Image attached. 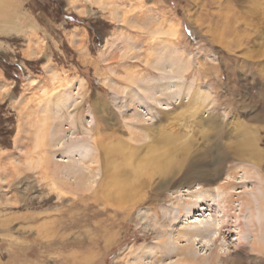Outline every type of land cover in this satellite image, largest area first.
Masks as SVG:
<instances>
[{"label":"rangeland","instance_id":"1","mask_svg":"<svg viewBox=\"0 0 264 264\" xmlns=\"http://www.w3.org/2000/svg\"><path fill=\"white\" fill-rule=\"evenodd\" d=\"M3 3L0 264H171L177 258L161 246L181 226L176 204L188 182L177 193L173 182L184 180L185 170L167 180L166 160L143 150L133 165L122 166L133 189L109 196L108 158L95 138L120 137L133 146V130L149 134V144L160 130L178 131L184 135L178 143L192 146L178 157L186 158L184 169L203 170L202 154L212 162L220 146L237 191L264 189V0H27L34 13L27 31H15ZM146 83L160 85L154 92L169 105L151 102ZM193 113L197 118L181 120ZM141 114L149 120L138 121ZM87 137L98 163L76 148L65 151ZM71 153L92 168L77 179L63 172ZM249 168L262 179L252 171L244 178ZM166 181L172 187L160 194ZM256 228L244 226L242 252L234 248L237 233L228 237L240 264H264Z\"/></svg>","mask_w":264,"mask_h":264},{"label":"bare ground","instance_id":"2","mask_svg":"<svg viewBox=\"0 0 264 264\" xmlns=\"http://www.w3.org/2000/svg\"><path fill=\"white\" fill-rule=\"evenodd\" d=\"M147 83L149 84L150 82ZM147 83L145 84V87L146 91L148 92L147 96L151 102H154L155 104L169 103V100H163V97L161 98L158 92H154L156 91L155 89L157 87V89H160V85L156 86V84H154V86H156L154 89L148 87L149 85H147ZM163 89L166 91L167 88L165 87ZM181 117L182 121L197 118L195 113L189 114V116L182 115ZM170 118L180 119V116L171 115ZM136 119L141 122L149 120L142 114L137 116ZM90 132L91 129L85 130L87 135L94 137L93 134H90ZM205 132L202 134L203 138H206L208 131L206 134ZM148 136L149 134L147 135L146 132L136 130L131 131V139L137 142V144L133 146L126 144V141L120 137L111 136L116 140H110L108 143H104L102 140H99L98 138L96 139L94 137L95 148L100 150V153L105 156V159L108 158V176L113 179L108 183L109 196L113 195L115 192L119 197L126 196L128 191L134 187V181L129 178L130 176H127L128 171L124 170L122 166L133 165V160L137 159L136 157L139 153L143 152V150H146V153L148 152L150 154H155V159L158 160L159 158L166 160L165 166L161 168V174H163L165 179L169 180L170 177L173 178L174 176H177L178 173L185 170L184 175L181 174L182 176H185V179H181V181H177L175 183L173 182V186L176 185L177 187V190H175L174 193L180 192V186L183 185L185 181L188 182V184L184 185L185 188H187L185 198L176 204L178 211L176 216H178L181 226L176 229L171 238L169 237V239L162 241V253L165 256L167 255V253L164 251L166 250L165 248H168V251L174 253V257L176 256L177 258L171 264H240V255H238V253L235 256L233 255L235 257L234 259V257L230 254L228 237L231 236L232 233H237L236 236L238 237L235 239L237 243H235L234 248L235 250H239V252H242V247L245 246L244 242H247V231L244 229V226H251L252 228L258 227L260 230L258 232H261V237H258L259 235L256 237H258L257 239L264 241V189L260 186H256V188H252L251 191L245 192L247 195H243L244 193L242 194V191H237L236 184H234V181L232 180L235 178V176L228 173V171H230L229 169L224 168L223 170L222 163L229 158V155L228 153H224V148H222L223 151L219 150L220 146H218L219 148L217 147L218 151L213 148L214 160L212 162L208 158L209 156L207 153L202 154V158L206 159V161L200 163L203 165V170L200 171L198 164H193L192 166L188 167V169H184V162L186 161V158L180 161L178 157L183 154H187L190 148H192L190 142L182 141L178 143L176 140L184 138V135L180 134L178 131L170 132L160 130L159 133L157 132L153 138V142L155 143L151 144L147 143L146 141ZM56 137L57 134L55 132V138ZM88 138L89 137L81 141L76 138L74 140L75 144H72L71 146L66 145L68 148H65L67 149L65 151L69 152L76 148V154L84 157V159L98 163L99 156L97 157L94 155V152H90V147L87 148ZM60 140H62V138L59 139L58 144H65ZM164 145L169 146L167 150H161L162 146ZM125 148H127V150ZM237 152L240 153V151ZM73 153H71L69 156L70 160L63 161L66 163L62 165V167L65 169L63 172H66L68 176H73L74 179H77L78 175L81 176V173L84 174L86 170L92 168H90L91 166L86 167L81 165L82 163L79 164L75 160H72L75 159L72 156ZM50 157L48 159L49 162L52 160ZM120 157L123 159L122 162L117 161V159H120ZM182 163L183 165H179ZM142 170H144V168H142ZM140 171L141 166H135V175ZM251 171L254 175L260 176V179H262V175L256 168H249L248 170L244 171V178H247V174H251ZM199 172H204L205 177L198 175ZM213 172L216 174V177H208V173L209 176H211V173ZM224 173H226V176L219 179L221 175H224ZM169 182L172 181H166V183L164 182L165 184L163 183V185L158 187V192L160 194H162L167 189L170 190L172 186ZM262 182L263 181H261V183ZM216 205H218L219 210L214 212L216 211V208H214ZM207 211H210V213L205 215ZM195 216H199L201 218H194ZM243 221H246L247 223L244 224ZM256 237L252 238L251 240V244H253L252 246L255 247V249H257V244L254 246V244L257 242ZM248 242L250 241L248 240ZM198 245H200L201 248L198 247ZM259 252H262V247L259 249ZM228 256L233 258L230 257L231 259H229Z\"/></svg>","mask_w":264,"mask_h":264},{"label":"crops","instance_id":"3","mask_svg":"<svg viewBox=\"0 0 264 264\" xmlns=\"http://www.w3.org/2000/svg\"><path fill=\"white\" fill-rule=\"evenodd\" d=\"M26 3L27 0H4V3L2 4V6L6 8L5 11H9L8 15L10 13V19L8 20L12 23L15 31L17 29L23 31L33 29L34 13L32 7L27 6ZM2 21L4 22L5 19H0V22ZM14 34L17 35L18 33L15 32Z\"/></svg>","mask_w":264,"mask_h":264}]
</instances>
